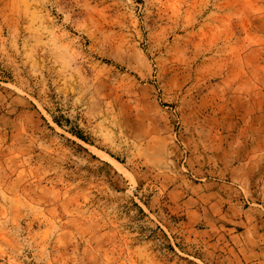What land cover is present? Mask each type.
Masks as SVG:
<instances>
[{
	"label": "rangeland",
	"instance_id": "374dc122",
	"mask_svg": "<svg viewBox=\"0 0 264 264\" xmlns=\"http://www.w3.org/2000/svg\"><path fill=\"white\" fill-rule=\"evenodd\" d=\"M0 264H264V0H0Z\"/></svg>",
	"mask_w": 264,
	"mask_h": 264
}]
</instances>
